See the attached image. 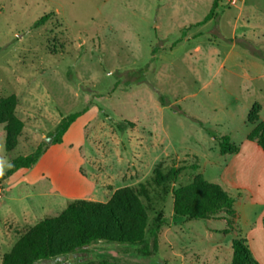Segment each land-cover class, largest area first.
Here are the masks:
<instances>
[{"label":"rangeland","instance_id":"rangeland-1","mask_svg":"<svg viewBox=\"0 0 264 264\" xmlns=\"http://www.w3.org/2000/svg\"><path fill=\"white\" fill-rule=\"evenodd\" d=\"M212 1L0 0V97H16L24 124L6 152L0 123V264L25 231L70 201L106 202L139 183L149 190L148 228L159 214L167 218L155 252L98 240L40 263L230 264L223 230L233 225L223 212L206 220L175 216L172 193L152 182L157 164L164 173L175 166L180 174L170 189L201 175L236 199L208 130L227 135L245 106L264 99V78L246 77L258 59L233 43L247 38L264 50V0L219 1L213 18L191 26ZM146 65L140 81L125 80ZM84 109L62 142L46 147L45 170L35 173V164L5 176L12 158L31 153L62 116ZM123 120L133 125L119 130Z\"/></svg>","mask_w":264,"mask_h":264},{"label":"trees","instance_id":"trees-1","mask_svg":"<svg viewBox=\"0 0 264 264\" xmlns=\"http://www.w3.org/2000/svg\"><path fill=\"white\" fill-rule=\"evenodd\" d=\"M219 1L221 0H213L203 19L191 26L213 18L216 15L215 10ZM46 17L47 15L37 18L33 26L42 25ZM180 40L181 37L171 46ZM258 53L260 55H255L263 57L262 52L258 51ZM147 67L146 65L144 68L129 71L124 74L125 80L128 83L134 80L140 81V76L147 70ZM16 104L17 99L14 95L0 97V123L3 124L5 132L6 152L14 149L24 125L15 113ZM85 111L86 109L62 116L54 130L48 134L47 139L40 142L31 153L11 159V166L5 176L13 174L18 169L34 166L48 145L62 142L63 135L70 125ZM259 114L260 104L253 103L247 113L246 122L253 124L254 127L247 138L255 140L264 149V121L260 120ZM127 125L132 126L133 122L123 120L117 123L119 130H124ZM208 133L218 141L221 154L238 150V147L230 142L228 135H217L211 129ZM179 174L180 168L178 167L172 166L164 173L157 164L152 177V182L161 186L163 193L169 191L172 193V211L175 216L188 220H206L224 212L227 222L231 224L235 215L232 196L221 186L206 180L201 175H196L187 184L170 189L169 186L177 180ZM148 192L147 183H139L115 190L106 202L74 199L67 203L59 215L44 218L25 231L11 249L3 254L1 264H41L42 260L70 253L98 240L140 246L142 253H153L157 249V232L162 225L167 223V218L159 214L155 219L154 227L148 228V214L144 201L148 199ZM149 238H152L151 249L147 246ZM231 249L230 264H259L244 238H233ZM87 264H107V262Z\"/></svg>","mask_w":264,"mask_h":264},{"label":"crops","instance_id":"crops-1","mask_svg":"<svg viewBox=\"0 0 264 264\" xmlns=\"http://www.w3.org/2000/svg\"><path fill=\"white\" fill-rule=\"evenodd\" d=\"M236 39V37H235ZM241 47L247 53L258 59L264 61V50L254 47L253 43L247 38H239ZM262 52L263 57L255 54ZM260 55V54H259ZM256 60L252 62L250 67L253 74L246 75L249 81H253L258 77L264 78V63ZM249 72V71H248ZM233 77V76H232ZM260 93L264 96V83L259 87ZM260 104V120L264 121V99L260 102H253ZM251 103V105L253 104ZM245 106L244 117H241L238 123L233 124L227 135L230 142L238 147V150L233 153L221 154L224 155L225 164V182L235 192L236 199H234L235 215L232 218L231 225L233 227L227 229L230 242V253L226 257L230 263L231 258V241L233 238H244L253 257L264 264V149L261 148L255 140L247 138L249 132L254 125L246 122V116L250 106ZM46 157H41L36 163V171L45 170L43 165ZM67 190V185L63 187ZM69 191V190H68ZM75 192H68L71 196ZM223 220L228 224L225 213H220ZM226 229V228H224ZM226 232V231H225ZM1 235V232H0ZM206 264V263H203ZM213 264H221L219 259H216Z\"/></svg>","mask_w":264,"mask_h":264},{"label":"built area","instance_id":"built-area-1","mask_svg":"<svg viewBox=\"0 0 264 264\" xmlns=\"http://www.w3.org/2000/svg\"><path fill=\"white\" fill-rule=\"evenodd\" d=\"M228 4H235L237 0H221Z\"/></svg>","mask_w":264,"mask_h":264}]
</instances>
